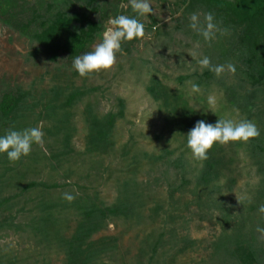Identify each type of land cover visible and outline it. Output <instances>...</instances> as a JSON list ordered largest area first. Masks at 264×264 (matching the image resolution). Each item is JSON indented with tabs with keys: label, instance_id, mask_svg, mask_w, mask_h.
Returning <instances> with one entry per match:
<instances>
[{
	"label": "trees",
	"instance_id": "1",
	"mask_svg": "<svg viewBox=\"0 0 264 264\" xmlns=\"http://www.w3.org/2000/svg\"><path fill=\"white\" fill-rule=\"evenodd\" d=\"M20 1L26 3V0H0V22H4V15L8 11L18 9L17 5ZM119 3L120 0H83L84 6L79 7L80 11L71 12L69 15L57 12L54 18L50 17L46 23L41 24L40 31L31 35L40 46L37 52L43 53L52 62L60 53L75 58L88 52L95 38L102 33L105 18L119 15ZM183 4L185 8L180 19H177L176 26L171 33L164 34L170 42L165 48H168L173 41L174 32L181 33L202 44L200 46H204L203 56L209 57L214 65L232 63L236 66L234 74L226 69L220 77H217L213 72L205 69L200 75L195 73L190 77H179L178 81L182 84L188 79L195 78L194 84L198 87H204L206 90L211 89L212 86L218 87L223 95L225 108L230 110L232 115L237 114L238 120L246 118L257 124L261 133L258 138L251 139L247 143L233 142L234 151L244 147V152L251 159V166L257 178L254 191L250 193V197L244 198L237 205H230L219 182L223 170L229 169L233 163L226 162L225 150L217 153L216 148L219 144H215L209 151L208 160L202 162L196 159L197 163L202 164L200 168L194 167L187 158V154L192 152L187 147L186 135L200 120L214 124L217 119L222 118L217 114L195 112L194 108H189L186 103L181 102L183 101L181 94L175 95L173 90L165 88L161 81L154 79L146 91L154 101H162L168 110L175 128L182 136L185 151L177 156L174 151L167 149L161 150L158 155L145 152L134 154L126 166L127 171L118 179L116 198L112 204H105L96 196L92 197L85 193L82 195L74 191L70 194L76 198L71 203L66 200H61L59 203L37 202L33 209L36 215L25 228L38 239L39 244H46L47 248L56 245L64 254V264H117V239L103 237L93 240V237L115 222L139 226L147 221L155 223L163 216L166 219L164 218L162 227L170 231L169 240H164L166 236L164 230L155 238L150 234L141 243L140 255L135 264H159L158 255L165 256L167 246H170V251L178 246L181 247H178L176 254L170 256V259L177 257L185 253L192 242L185 236L178 240V229L174 224L185 213L193 214L191 211L193 207L203 213L201 220L205 219L204 214L210 217L218 214L219 218L224 219L228 225H223L225 227L223 233L213 243L211 262L264 264V211H262L264 209V0H183ZM86 10L96 14L98 21H92L85 14ZM207 12L214 13L221 27L228 29L227 36L218 34L213 41L205 42L190 29V16L198 13L203 19V14ZM31 14L30 22L17 26L23 34H27L32 23H35L34 20L39 18L36 10H32ZM126 14L136 15L131 6ZM73 25L78 26V33L71 31ZM152 26L145 29L151 32ZM138 40L123 44L122 52L129 53ZM93 92L95 89L68 90L54 86L43 92L37 102L31 105L27 103L31 98L30 93L19 89L1 93L0 135L12 127L19 130L35 127L43 122L52 123V129L47 130V133L60 145L59 150L53 152V149L47 146L43 148L34 145L27 165L40 163L41 166L55 170L73 153L71 142L75 128L72 125L71 111L82 102L84 97ZM118 107L116 113L109 112L103 116L94 113L92 106L86 107L85 152L87 154L102 155L114 149V129L124 116L121 100H118ZM36 108L40 110L35 112ZM130 145L127 143L124 151H129ZM1 156L0 187L13 180L5 179L8 167L13 163L9 162L6 156ZM144 164L150 169L145 174V178L139 180L138 175ZM70 175L71 173H66L65 180L68 181ZM24 178L23 176L22 180ZM16 183L20 185L19 182ZM233 184L234 180L229 179V185H226L229 192L232 191ZM65 186L68 185L32 181L22 187L21 191L31 189L50 191ZM160 192L165 193L163 198L166 206L159 195ZM14 198L17 196L1 199L0 192V210ZM233 212L236 218L232 222L230 220L233 218L230 214ZM67 214H71L76 222L70 237L65 236L63 229ZM9 228L19 230L21 225H17L13 220L6 224L0 221V239L5 235L3 231ZM170 261L173 264L174 259ZM163 263H166V260Z\"/></svg>",
	"mask_w": 264,
	"mask_h": 264
},
{
	"label": "rangeland",
	"instance_id": "2",
	"mask_svg": "<svg viewBox=\"0 0 264 264\" xmlns=\"http://www.w3.org/2000/svg\"><path fill=\"white\" fill-rule=\"evenodd\" d=\"M25 2L20 1L17 5L18 9L8 11L4 15V22H0V95L19 89L31 94V98L27 100L31 105L37 102L43 92L54 86L68 90L95 89V92L84 97L82 102L71 111L75 134L71 142L73 153L67 157L66 162L61 163L55 170L41 166L40 163L31 164L29 167L27 164L32 156L30 154L22 158L21 163L16 162L8 167L5 179L13 180L1 185V199H8L11 196L17 198L11 199L2 206L0 221L6 224L13 220L17 225H21V228L19 230L9 228L3 231L5 235L0 239V264H64V254L56 245L47 248L46 244H39L38 239L25 228L36 215L33 209L37 202L59 203L64 200V193L74 191L82 195L85 193L92 197L96 196L101 202L112 204L116 198L118 179L127 171L126 166L134 154L145 152L158 155L161 150L167 149L174 151L177 156L185 151L182 136L175 128L168 110L162 101H154L146 91L152 80L161 81L163 86L173 90L175 95L181 94L183 99L181 102L186 103L189 108H194L195 112L203 111L205 114H217L222 119L237 121L239 116L232 115V112L225 108L224 98L218 87L212 86L209 90L199 87L200 91L193 93L191 89L195 78L179 84V77H190L195 73L200 75L204 71L198 66V59L204 57L202 54L204 46H200L202 44L174 32L173 41L168 48H165L170 42L164 34L171 33L177 24V19H180L185 8L183 0H150L153 12L146 18L142 17L141 20L145 28L153 25L151 32L145 29L144 37L131 47L129 53L124 51L119 53L117 62L111 69L102 70L86 78H81L76 73L72 67L74 58H70L67 54L60 53L52 62L43 53H38L40 46L31 36L40 31L41 24L46 23L50 17L54 18L57 12L69 15L71 12L80 11L79 7L84 6L83 0H26ZM129 6V0H120L119 15H127ZM32 10L37 11L39 18L34 20L35 23H32L28 33L23 34L17 26L27 23L32 18ZM85 14L92 21H98L96 14L89 10H86ZM110 19L112 16L103 21L102 33L109 26ZM71 31L78 33V26L73 25ZM102 33L95 38L89 51L100 41ZM194 52L198 53V56L193 55ZM212 97L216 99L215 107L209 102ZM118 100L123 102L124 116L114 129V149L102 155L87 154L85 152L86 107L92 106L94 113L103 116L118 111ZM39 110L40 108H36L35 112ZM51 124L43 122L38 125L44 132V144L39 147L47 146L56 152L60 145L47 133V130L52 129ZM127 143L131 144L129 151H124ZM243 148L234 151L233 142L219 144L216 148L217 153L225 150L226 162L233 163L229 169L223 170L219 182L230 205H237L244 198L250 197L257 182L251 159ZM235 152L237 153L234 154ZM187 158L194 167H201L202 164L196 162L192 153H188ZM149 169L150 167L145 164L142 165L138 175L139 180L145 178ZM68 172L71 175L67 181L65 176ZM23 176L25 181L22 180ZM229 179L234 180L231 192L226 186L229 185ZM32 181L68 186L50 191L31 189L22 192V187ZM159 195L164 201L165 193L160 192ZM164 204L167 205L165 201ZM191 211L193 214L185 213L175 221L174 226L178 229L177 239L185 236L192 244L185 253L172 257L173 264H214L211 262L213 243L223 233L225 228L223 225H228L224 219L219 218L218 214H214L213 217L204 214L205 219L201 220L202 212H198L196 207ZM230 215L233 218L230 221H235V212ZM65 218L64 233L66 237H70L76 222L71 214H67ZM164 218L166 219L163 216L155 223L147 221L139 226L115 222L95 235L93 240L103 237L116 238L117 264H135L140 255L141 243L150 234L155 238L164 230L166 233L164 240H169L170 231L162 227ZM178 247L170 251V246H167V254L161 257L158 255L159 264H172L170 256L176 254ZM164 260L166 263H163Z\"/></svg>",
	"mask_w": 264,
	"mask_h": 264
},
{
	"label": "clouds",
	"instance_id": "3",
	"mask_svg": "<svg viewBox=\"0 0 264 264\" xmlns=\"http://www.w3.org/2000/svg\"><path fill=\"white\" fill-rule=\"evenodd\" d=\"M135 16L118 15L108 21V27L102 33L100 41L95 44L91 51L78 55L72 62V67L81 78L90 77L102 70L111 69L117 62V56L122 52V45L145 35V25L140 18H146L153 12L150 0H129ZM190 29L203 38L205 42H211L217 35L227 36V28H222L214 13H193L190 16ZM199 45H197V48ZM193 55L198 53L194 52ZM201 70L213 72L220 77L227 69L230 73L236 72V66L232 63L227 65H214L207 56L198 59ZM195 70V69H193ZM192 92L200 91L196 84L192 85ZM210 104L215 107V97L210 98ZM257 124L249 119H217L214 124L204 120L198 121L188 132L187 147L193 157L199 161L209 159V151L215 144H228L230 142L247 143L251 139L260 136ZM44 144V132L40 126L23 129L9 128L0 135V155L6 156L9 162L16 163L31 154L34 145ZM64 200L71 203L75 196L64 193ZM264 211V209H262Z\"/></svg>",
	"mask_w": 264,
	"mask_h": 264
}]
</instances>
